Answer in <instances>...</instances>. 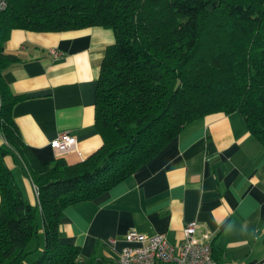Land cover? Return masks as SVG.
Wrapping results in <instances>:
<instances>
[{
	"label": "trees",
	"instance_id": "1",
	"mask_svg": "<svg viewBox=\"0 0 264 264\" xmlns=\"http://www.w3.org/2000/svg\"><path fill=\"white\" fill-rule=\"evenodd\" d=\"M7 1L0 12V134L39 189L42 219L6 164L13 152L0 147V264H24L40 227L45 248L35 264H109L81 262L80 249L61 241L65 209L105 195L208 115L241 114L264 147V0ZM87 28L115 36L95 94L103 146L76 165L41 163L12 117L20 97L2 73L18 58L5 43L13 30Z\"/></svg>",
	"mask_w": 264,
	"mask_h": 264
},
{
	"label": "crops",
	"instance_id": "2",
	"mask_svg": "<svg viewBox=\"0 0 264 264\" xmlns=\"http://www.w3.org/2000/svg\"><path fill=\"white\" fill-rule=\"evenodd\" d=\"M114 41V33L102 28L11 32L5 52L18 60L3 71L2 81L20 97L12 117L39 162L76 165L103 146L95 94L105 51ZM63 133L77 139L76 151L60 155L51 148ZM0 147L10 149L2 134ZM6 164L41 220L26 166L14 152ZM190 222L201 225L200 235L211 240L219 263L264 264V147L239 113L191 123L108 193L66 208L61 241L80 249L81 262L115 264L129 246L130 231L177 244Z\"/></svg>",
	"mask_w": 264,
	"mask_h": 264
},
{
	"label": "built area",
	"instance_id": "3",
	"mask_svg": "<svg viewBox=\"0 0 264 264\" xmlns=\"http://www.w3.org/2000/svg\"><path fill=\"white\" fill-rule=\"evenodd\" d=\"M7 8L8 1L0 0V12ZM52 53L56 59L62 56L58 51ZM1 106L0 99V111ZM77 144L75 137L63 133L52 141L51 148L64 155L76 151ZM33 187L39 202V189L35 185ZM200 231L198 222H190L184 228L182 241L172 244L162 235L146 236L132 230L127 236L129 246L122 250L115 264H221L213 257L211 240L201 236Z\"/></svg>",
	"mask_w": 264,
	"mask_h": 264
},
{
	"label": "rangeland",
	"instance_id": "4",
	"mask_svg": "<svg viewBox=\"0 0 264 264\" xmlns=\"http://www.w3.org/2000/svg\"><path fill=\"white\" fill-rule=\"evenodd\" d=\"M44 248L45 235L43 228L40 227L38 237H35L32 243L26 249V251L30 252L31 254L28 256V259L24 262V264H35L42 257Z\"/></svg>",
	"mask_w": 264,
	"mask_h": 264
},
{
	"label": "water",
	"instance_id": "5",
	"mask_svg": "<svg viewBox=\"0 0 264 264\" xmlns=\"http://www.w3.org/2000/svg\"><path fill=\"white\" fill-rule=\"evenodd\" d=\"M211 10H213V7H211Z\"/></svg>",
	"mask_w": 264,
	"mask_h": 264
}]
</instances>
